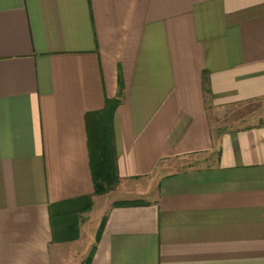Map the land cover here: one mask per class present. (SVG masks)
<instances>
[{
    "label": "crops",
    "instance_id": "0c3cea01",
    "mask_svg": "<svg viewBox=\"0 0 264 264\" xmlns=\"http://www.w3.org/2000/svg\"><path fill=\"white\" fill-rule=\"evenodd\" d=\"M120 73L111 199L87 116ZM262 99L264 0H0V264H67L80 243L90 264H264V125L216 127ZM82 198L88 225L55 241L50 207Z\"/></svg>",
    "mask_w": 264,
    "mask_h": 264
},
{
    "label": "trees",
    "instance_id": "16d2710c",
    "mask_svg": "<svg viewBox=\"0 0 264 264\" xmlns=\"http://www.w3.org/2000/svg\"><path fill=\"white\" fill-rule=\"evenodd\" d=\"M124 83L119 74L118 96L107 100L102 111L87 116L88 153L94 180L95 195L101 196L112 191L120 181L117 166V150L115 143L114 116L118 107L123 103ZM142 201L117 203L115 206H138ZM92 199L82 198L69 202L52 205L50 218L57 242H72L79 238V216L91 209ZM104 227L102 222L96 241L100 240ZM59 238V239H58ZM96 251L92 248L85 264H90Z\"/></svg>",
    "mask_w": 264,
    "mask_h": 264
},
{
    "label": "rangeland",
    "instance_id": "374dc122",
    "mask_svg": "<svg viewBox=\"0 0 264 264\" xmlns=\"http://www.w3.org/2000/svg\"><path fill=\"white\" fill-rule=\"evenodd\" d=\"M226 119H224L220 124L216 125L221 131H227L229 128L236 129L237 127H246L249 126V124H255V123H260L264 125V99L262 100H257L254 102L250 103H244V104H239L237 106H233L232 108H229L226 114ZM228 120V122H226ZM216 123V120H214ZM231 127H227V126ZM116 186L113 190L111 195V199H115L118 194H120L119 189ZM123 192V190H122ZM110 193V192H108ZM106 193V194H108ZM123 194V193H122ZM103 196V195H101ZM126 202V201H125ZM125 202H119V203H125ZM94 203L92 201L91 209H93ZM85 212V213H89ZM82 213L78 220H79V231L81 225H88V219L84 217V214ZM97 229H99V225L97 226L96 223L93 221L90 226L85 227V237H90L91 234H98ZM96 231V232H95ZM89 232V233H88ZM91 238V237H90ZM97 239V238H96ZM95 240V238H94ZM95 245V243H94ZM71 248L74 247V245L70 246ZM68 249L66 253L72 252V255L70 256L67 264H85V262L88 260L90 253H87V247L84 248V244L80 243L76 245L75 248L73 249Z\"/></svg>",
    "mask_w": 264,
    "mask_h": 264
}]
</instances>
